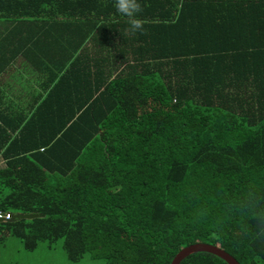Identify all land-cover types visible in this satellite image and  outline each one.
Segmentation results:
<instances>
[{
	"label": "trees",
	"instance_id": "obj_1",
	"mask_svg": "<svg viewBox=\"0 0 264 264\" xmlns=\"http://www.w3.org/2000/svg\"><path fill=\"white\" fill-rule=\"evenodd\" d=\"M137 2L0 0V244L264 264V0Z\"/></svg>",
	"mask_w": 264,
	"mask_h": 264
},
{
	"label": "rangeland",
	"instance_id": "obj_2",
	"mask_svg": "<svg viewBox=\"0 0 264 264\" xmlns=\"http://www.w3.org/2000/svg\"><path fill=\"white\" fill-rule=\"evenodd\" d=\"M5 239V243L0 244V264H105V261L91 259L88 255L78 262L69 261L63 251L62 240L53 248L42 243L35 252H27L18 239L11 236Z\"/></svg>",
	"mask_w": 264,
	"mask_h": 264
},
{
	"label": "water",
	"instance_id": "obj_3",
	"mask_svg": "<svg viewBox=\"0 0 264 264\" xmlns=\"http://www.w3.org/2000/svg\"><path fill=\"white\" fill-rule=\"evenodd\" d=\"M38 217V215H15V219H34ZM1 222V221H0ZM209 253L219 257L220 259L224 260L227 264H239L232 256L224 252L223 250L219 249L216 246L208 245V244H196L184 248L181 250L171 264H181L183 260L188 258L189 256L196 254V253Z\"/></svg>",
	"mask_w": 264,
	"mask_h": 264
},
{
	"label": "clouds",
	"instance_id": "obj_4",
	"mask_svg": "<svg viewBox=\"0 0 264 264\" xmlns=\"http://www.w3.org/2000/svg\"><path fill=\"white\" fill-rule=\"evenodd\" d=\"M114 7L121 16L128 18V30L131 33L144 31L143 23L138 18L141 9L137 0H114Z\"/></svg>",
	"mask_w": 264,
	"mask_h": 264
},
{
	"label": "crops",
	"instance_id": "obj_5",
	"mask_svg": "<svg viewBox=\"0 0 264 264\" xmlns=\"http://www.w3.org/2000/svg\"><path fill=\"white\" fill-rule=\"evenodd\" d=\"M22 67H21V65H20V62H18V64H16L12 69H10L9 71H8V73H6V74H4L3 75V78H2V81H3V83H7L10 79H11V75L12 74H17L18 72H21L22 70Z\"/></svg>",
	"mask_w": 264,
	"mask_h": 264
},
{
	"label": "built area",
	"instance_id": "obj_6",
	"mask_svg": "<svg viewBox=\"0 0 264 264\" xmlns=\"http://www.w3.org/2000/svg\"><path fill=\"white\" fill-rule=\"evenodd\" d=\"M10 219H11V215L0 213V220H10Z\"/></svg>",
	"mask_w": 264,
	"mask_h": 264
}]
</instances>
